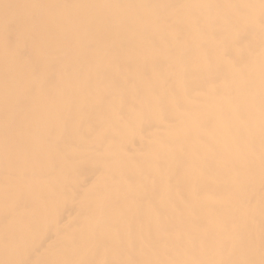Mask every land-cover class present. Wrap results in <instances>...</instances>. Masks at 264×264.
<instances>
[{"label": "bare ground", "instance_id": "bare-ground-1", "mask_svg": "<svg viewBox=\"0 0 264 264\" xmlns=\"http://www.w3.org/2000/svg\"><path fill=\"white\" fill-rule=\"evenodd\" d=\"M0 264H264V0H0Z\"/></svg>", "mask_w": 264, "mask_h": 264}]
</instances>
